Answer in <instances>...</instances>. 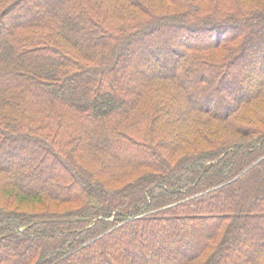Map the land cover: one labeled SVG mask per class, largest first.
I'll list each match as a JSON object with an SVG mask.
<instances>
[{
	"label": "trees",
	"instance_id": "16d2710c",
	"mask_svg": "<svg viewBox=\"0 0 264 264\" xmlns=\"http://www.w3.org/2000/svg\"><path fill=\"white\" fill-rule=\"evenodd\" d=\"M259 99L264 0H0V264H264Z\"/></svg>",
	"mask_w": 264,
	"mask_h": 264
},
{
	"label": "rangeland",
	"instance_id": "374dc122",
	"mask_svg": "<svg viewBox=\"0 0 264 264\" xmlns=\"http://www.w3.org/2000/svg\"><path fill=\"white\" fill-rule=\"evenodd\" d=\"M195 40H193V42H194ZM144 48H146V47H144ZM207 52H213V53H218V55H219V50L218 49H213V50H209V51H207ZM221 53V52H220ZM139 55V54H138ZM142 55H145V53H143ZM163 55H165V54H163ZM161 56V55H160ZM154 61L155 60V56L153 55V56H151L150 58H148V55L144 58V57H142V63L140 64V66H141V69L143 70V68H150V67H152V65L151 64H149V61L151 62V61ZM156 67V69H160L162 66L161 65H159V66H155ZM232 88H231V91L233 92V93H237L238 92V90H239V86L238 85H236L235 84V81L233 82L232 81V86H231ZM234 90H235V92H234ZM262 99H259L258 100V102L260 103L259 104V109H260V111H264V101L262 100ZM262 104V105H261ZM250 111V110H249ZM214 123H212V124H210L209 125V130L211 129V130H215V127H214Z\"/></svg>",
	"mask_w": 264,
	"mask_h": 264
}]
</instances>
